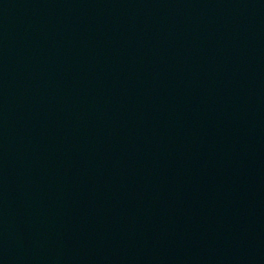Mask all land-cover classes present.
<instances>
[{
	"label": "water",
	"instance_id": "water-1",
	"mask_svg": "<svg viewBox=\"0 0 264 264\" xmlns=\"http://www.w3.org/2000/svg\"><path fill=\"white\" fill-rule=\"evenodd\" d=\"M0 264H264V0H0Z\"/></svg>",
	"mask_w": 264,
	"mask_h": 264
}]
</instances>
